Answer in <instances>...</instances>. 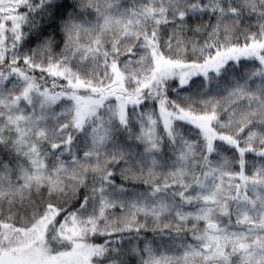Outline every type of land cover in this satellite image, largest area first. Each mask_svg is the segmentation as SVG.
Segmentation results:
<instances>
[{"label": "snow or ice", "instance_id": "snow-or-ice-1", "mask_svg": "<svg viewBox=\"0 0 264 264\" xmlns=\"http://www.w3.org/2000/svg\"><path fill=\"white\" fill-rule=\"evenodd\" d=\"M0 264H264V0H0Z\"/></svg>", "mask_w": 264, "mask_h": 264}]
</instances>
